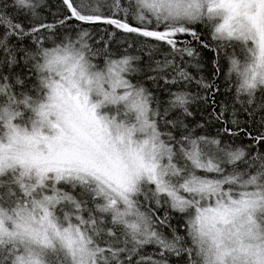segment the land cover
Listing matches in <instances>:
<instances>
[{"label":"snow or ice","instance_id":"snow-or-ice-1","mask_svg":"<svg viewBox=\"0 0 264 264\" xmlns=\"http://www.w3.org/2000/svg\"><path fill=\"white\" fill-rule=\"evenodd\" d=\"M62 5L0 0V264H264V0Z\"/></svg>","mask_w":264,"mask_h":264},{"label":"trees","instance_id":"trees-1","mask_svg":"<svg viewBox=\"0 0 264 264\" xmlns=\"http://www.w3.org/2000/svg\"><path fill=\"white\" fill-rule=\"evenodd\" d=\"M46 3L48 5L47 8L43 9L42 10V14L47 18V20L49 22H51L52 20L54 19H62L64 15H67V11L65 9V7L62 5V0H46ZM130 23H133L135 24L136 22L135 21H129ZM76 24V21H71V25L72 26H75ZM102 30H106L107 32H111L114 30V26H110V25H106V24H98L96 25L95 29H94V35H96L98 33V35H106V32L105 31H102ZM197 30L198 31H204L203 29V26L202 25H198L197 26ZM204 36L205 38H207V32L204 33ZM98 38V36H97ZM121 34L118 33L117 35V39H121ZM182 39H191V37H182ZM193 46H197L195 44V42L193 43ZM127 46L126 45H118V44H113L112 45V50L113 52H123L124 49L126 48ZM136 47H139V45H136ZM129 52L131 54H135V55H139L140 53L139 52H135L133 49H129ZM202 55H203V63H204V68L202 70V74L204 76H209L211 71H212V64H211V61L213 59V53L207 51V50H203L202 51ZM159 58V57H158ZM189 71H191L194 75H197V70L195 68H192V67H189ZM190 90L191 91H196V85L193 83V85L190 86ZM193 111L199 113V109L194 105L193 106ZM196 118H199V116L197 115ZM192 119V118H190ZM210 131L214 132L215 129H211ZM236 143L237 144H240V145H248L251 143V141H249L247 138L243 137V135L239 138H237L236 140ZM163 213L161 212V215ZM172 223L175 225L177 223L176 219L174 218L172 220ZM182 233H183V230H181ZM152 247L153 246H149L146 250L148 252H151L152 251ZM172 264H178V262L176 261V258H172Z\"/></svg>","mask_w":264,"mask_h":264}]
</instances>
